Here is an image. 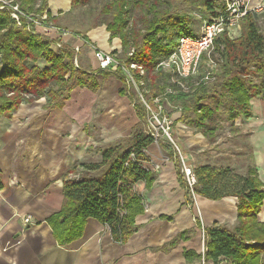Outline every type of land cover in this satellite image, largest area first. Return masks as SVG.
I'll return each instance as SVG.
<instances>
[{
	"label": "trees",
	"instance_id": "1",
	"mask_svg": "<svg viewBox=\"0 0 264 264\" xmlns=\"http://www.w3.org/2000/svg\"><path fill=\"white\" fill-rule=\"evenodd\" d=\"M12 1L18 2L25 13L40 20L49 7V0ZM92 1L72 0V10L83 5L92 7ZM101 2L100 8H92L95 12L94 25L105 26L110 34L109 40H121L122 51L113 54L127 64L136 63L146 69L148 98L172 86L176 93L169 96V101L172 106L181 108L177 121L202 133L208 140L216 138L224 118L235 132L237 128L234 124L239 117H251V100L264 98V31L259 25L262 15L248 13L243 17L239 37L232 39L224 33L217 38L210 56L217 63L214 80L196 85L195 80L189 79V90L183 91L172 82V74L156 70V65L174 53L181 37L196 33L194 19L186 6L198 5L215 18L224 10L225 2ZM180 4L186 6L181 9ZM22 23L19 26L8 10H0V116L11 119L22 104H33L42 99H45L48 110L63 109L75 89L97 93L101 89V79L110 75L121 80L120 95H127L133 100L134 94L128 95L123 77L76 65L80 52L76 53L65 43L57 48L60 39L35 33L33 25H28L25 19ZM50 23L68 30L58 18H52L47 13L43 24ZM71 33L93 49L86 33ZM134 108L142 127L147 124L146 112L138 103ZM153 142L148 131L138 129L126 141L103 148L100 163L83 164L68 172L63 186L65 205L57 219L60 228L54 229L60 241L65 237L71 240L80 237L83 223L89 218L107 227L118 243L126 242L137 231L136 217L144 212L145 206L143 196L137 193L135 187L142 181L149 187L154 174L139 163L148 162L146 150ZM161 147L172 161H176L183 180L173 148L164 142H161ZM78 168L85 174L79 179L71 178V174L79 175L76 174ZM91 172H100V175L93 176ZM194 172L197 177L193 188L195 195L213 201L226 197L238 200V219L234 227L216 223L205 230L204 261L212 264H264V223L258 222L264 203V183L257 176L256 169L250 167L245 175H241L231 167L204 165L194 169Z\"/></svg>",
	"mask_w": 264,
	"mask_h": 264
},
{
	"label": "crops",
	"instance_id": "2",
	"mask_svg": "<svg viewBox=\"0 0 264 264\" xmlns=\"http://www.w3.org/2000/svg\"><path fill=\"white\" fill-rule=\"evenodd\" d=\"M259 5L264 8V0L250 2L251 8ZM71 11L72 0H49L44 17L47 18L48 13L61 23ZM86 36L93 48L111 53L122 51L121 40H109L110 34L105 26L89 31ZM59 39L61 43L73 48L79 45L80 40L72 43V40L68 42L66 36H59ZM90 46L84 45L91 50L89 67L95 70L96 62ZM102 81L97 93L77 88L63 109L51 110L59 114L57 119H53L54 124L50 120L43 140H31L28 137L22 139L18 135V118L25 111V103L20 106L13 120L1 122L0 264H212L204 261L205 230L216 223L234 227L238 219V200L226 197L213 201L193 196L180 177L174 160L160 162V168L151 175L149 187L143 181L136 185V191L143 196L148 208L136 217L138 229L126 242H116L110 231L93 218L83 223L80 237L76 236L72 240L65 237L60 241L56 235L54 229L60 228L57 219L65 205L63 186L68 172L83 164L100 163L103 148L124 142L132 136L131 133L126 140L108 142L105 146L98 140H86L85 131L81 135L77 134L79 139L55 138L56 134L61 136L64 127L70 129L71 117L65 110L78 91V95H84L88 101L98 95L96 103L105 100L101 105H111L114 101L116 104H126L129 101L127 95H120L123 84L117 76L110 75ZM114 90L117 92L115 97ZM111 93L113 101H106ZM80 108H83V104ZM116 109L118 112L111 113L118 118L124 109L120 110L119 106ZM133 112L136 113L135 110ZM251 113V117L241 116L235 121L237 130L234 132L230 129V133L236 140H226L224 143L227 146L216 140L218 132L216 138L210 141L202 133L177 121L181 113L173 112L171 115L179 135L186 137L177 142L182 146L183 153L186 152L187 159L188 156L194 160L197 158V162L204 166L220 158L230 167H238L237 173L241 175H245L248 168L252 167L264 183V98L251 100ZM140 123L139 120L137 126ZM80 126L81 123L79 129ZM51 134L55 139L50 138ZM217 145L228 147L226 149L231 151L219 155L212 153L211 150ZM154 161L157 162V159ZM77 171L76 174L80 176L85 174L81 168ZM90 174L97 176L100 172ZM74 175L69 176L72 178ZM25 217H30L32 223L26 224ZM258 222L264 223V203ZM17 241H21V244L7 249Z\"/></svg>",
	"mask_w": 264,
	"mask_h": 264
},
{
	"label": "built area",
	"instance_id": "3",
	"mask_svg": "<svg viewBox=\"0 0 264 264\" xmlns=\"http://www.w3.org/2000/svg\"><path fill=\"white\" fill-rule=\"evenodd\" d=\"M251 1L224 0V10L220 11L217 17L205 23L198 33H195L193 36L181 37L174 53L169 58L159 61L156 65V70L172 74V82L183 91L189 90V79L195 80L196 85L213 81L214 74L217 70V63L211 60L210 56L214 49L215 40L224 33L232 39L235 38L237 36L235 31H239L240 21L243 17L248 13H254L256 15L262 14L264 10L263 6L259 5L251 8ZM4 9L10 12L11 17L19 26H22L23 19H25L28 25L31 24L35 28L41 26L46 28L47 31L57 32L60 36L73 35L68 30L57 28L50 24L44 25L43 20L46 19L45 17L41 21H38L34 16L25 13L19 4L14 3L12 0H0V10ZM82 44H84L83 41ZM62 45L63 43L60 41L57 47L61 48ZM74 49L76 53L81 51L80 46H76ZM206 57L209 59L206 60ZM93 58L96 62L95 70L99 69L112 74H118L124 78L128 88V95L131 96L134 94L133 106L138 103L146 112L147 126L149 128L148 133L152 136L153 144L157 146L158 153L151 154L150 146L146 150L148 162H140L139 164L148 171L154 172V170L160 168V162L172 161L161 147V142L169 144L175 152V159H177L181 166L184 181L193 196H195L193 188L197 184V177L176 140L173 129L174 120L172 119V113L168 111V107L170 106L173 112H181L180 107L176 108L172 106L169 101V96L176 93L175 89L171 86L157 96L148 98L146 96L148 91L145 85L146 69L143 66L136 63L127 64L120 60L116 54L105 52L96 47L93 48ZM75 64L78 65V60L75 61ZM136 74L139 75V78H137ZM131 158L135 160L134 155ZM155 159H157V162L154 161ZM72 178L79 179L80 175H74ZM144 206L148 208L145 203ZM24 222L29 224L32 223V220L30 217H25ZM20 244L21 241H17L14 245L8 246L7 249Z\"/></svg>",
	"mask_w": 264,
	"mask_h": 264
},
{
	"label": "rangeland",
	"instance_id": "4",
	"mask_svg": "<svg viewBox=\"0 0 264 264\" xmlns=\"http://www.w3.org/2000/svg\"><path fill=\"white\" fill-rule=\"evenodd\" d=\"M101 4H102L101 0H93L91 3L92 7H90V5H83V6L76 7L69 13L70 15L68 17H65L61 21V23L65 25L68 31L71 30V31L80 32V33H88L89 31H92V30H98L100 27H103V26L96 27L97 25H94L95 12L92 10V8L99 7ZM185 6H183L182 4L181 9L184 8ZM185 9H188L189 14L194 19L193 29L196 33H198L201 30L202 26L205 23L209 22L212 19L210 13L203 11L198 5H194L191 7L186 6ZM218 10L219 9H217V11ZM36 19L38 21L40 20V18H36ZM259 25L264 31V14L260 17ZM45 30L46 28L41 27V26L38 28L34 27L35 33L43 35V36H47L48 38L58 39L60 36L57 32H52V31H47V30L45 31ZM235 32L237 35L236 37H239L241 33V25H240V30L235 31ZM66 38L69 39L68 42H71L72 40V43L74 40H78V38L74 37L73 35L72 36L67 35ZM78 41H79L78 46L81 47V51L78 56V64L81 65L85 69H90L89 66H90L91 50L87 47H84V45L82 44L80 40ZM78 92L75 94L73 101L69 103V105H67V108L65 110L67 114H69L71 117L70 119L71 124L69 127L70 129H68V127H64L65 130L63 131V133H61V136H59L60 134L55 135L56 139L61 137V139L67 140V138L70 137L73 140V138L79 137V135L77 134L81 135V132L85 131L86 137H87L86 140H98L99 142L100 141L102 142L103 146H105L108 144V142L115 143L118 140H126L127 136H129L131 133L132 134L135 133V131H137L138 129H143L144 131H148L149 128L146 124H143L142 127L137 126L139 123V120H137L138 118L136 116V113L133 112V110H135L133 106L134 100L128 99L129 101L128 102L126 101V104H123L122 102H118L116 104V101H114L113 104L111 105H105V104L101 105L100 103H103V101L105 100H101L100 102L96 103L95 99L98 98V95L92 96L90 100L88 101V99L85 98L84 95H81V94L78 95ZM113 92H114L113 94L115 97V93L117 92L116 90H114ZM113 94L111 93L110 96L106 98V101H109L110 99H112ZM81 104H83V108H80ZM25 106H26L25 111L20 113L19 118H18L19 120L18 124L20 125L19 127L20 131L18 134L19 137H22V139L28 137L31 140H36L37 138L39 140H43L42 138L46 137V132L48 130L47 128H48V124L50 120L54 124L53 119H57L56 116L59 113L56 111L52 112L51 110L46 109L45 99L37 101L33 104L25 103ZM118 106L120 110L124 109V113L120 117L115 118L112 116L111 112L113 111L118 112L116 109V107ZM20 109L21 107L12 114L11 119H7V118L0 116V125H1V122H3L4 120H5L4 122H6V120H13L14 117L17 116ZM168 111L170 113H173V110L170 106L168 107ZM52 123L50 124V126L53 125ZM80 123H81V126H80L81 129L78 128V125H80ZM116 124L119 125V128H117ZM229 125L230 123L224 118L221 122V127L218 130V136L216 140H218V142L220 141L221 143H223V146L228 145L224 143L226 140H236L234 138L235 136H233L230 133L231 131H230ZM173 129H174L176 140H183L184 138H186V137L179 135V131H177L175 125ZM51 132L52 131H50V133ZM49 136L50 138L55 139L53 137V134ZM0 140H2L1 134H0ZM226 148L228 149V147L222 148V147H218L217 145V147H215L214 150H211V152L217 155L221 153H229L231 149L227 150ZM221 150H226V151L221 152ZM150 151H151V154L158 153L157 146L153 144L150 147ZM182 151L184 152L183 148H182ZM187 153H189V151ZM184 155H186V152L184 153ZM188 164L191 165L193 169H196L197 167L201 166V164L197 162V158H195L194 160V158H191V156H188ZM209 165L214 168L230 167L227 163H224V161L220 158L217 160H211V163ZM234 171L238 172V167H236Z\"/></svg>",
	"mask_w": 264,
	"mask_h": 264
}]
</instances>
